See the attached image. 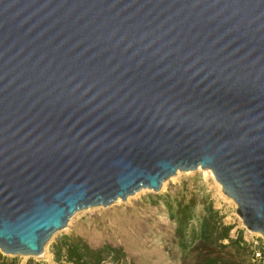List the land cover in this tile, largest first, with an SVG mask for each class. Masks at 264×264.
<instances>
[{"label": "water", "instance_id": "95a60500", "mask_svg": "<svg viewBox=\"0 0 264 264\" xmlns=\"http://www.w3.org/2000/svg\"><path fill=\"white\" fill-rule=\"evenodd\" d=\"M209 169L264 238V0H0V252Z\"/></svg>", "mask_w": 264, "mask_h": 264}, {"label": "rangeland", "instance_id": "374dc122", "mask_svg": "<svg viewBox=\"0 0 264 264\" xmlns=\"http://www.w3.org/2000/svg\"><path fill=\"white\" fill-rule=\"evenodd\" d=\"M183 196L195 198V217L200 216L202 203L209 200L218 209L223 222L232 224L230 235L241 229L247 248L240 252V257L245 263L251 262L248 239L260 234L244 227L235 213L234 201L221 191L211 171L197 167L176 171L164 179L157 190L140 187L124 199L116 198L106 205L76 210L51 234L38 255L16 254L17 264H25L28 258L40 264L53 263L49 243L61 233L79 234L91 245L119 244L133 264H183L173 234L174 221L167 214L163 201ZM104 264L115 263L106 260Z\"/></svg>", "mask_w": 264, "mask_h": 264}, {"label": "trees", "instance_id": "16d2710c", "mask_svg": "<svg viewBox=\"0 0 264 264\" xmlns=\"http://www.w3.org/2000/svg\"><path fill=\"white\" fill-rule=\"evenodd\" d=\"M167 214L174 221L173 234L183 264H252L245 263L240 252L247 248L241 229L230 235L231 223H225L212 202L202 203L200 216L195 217V198L164 199ZM195 219V220H194ZM193 220L195 222H193ZM53 263L46 264H133L119 244L102 242L91 245L76 233H61L49 243ZM0 264H17L15 255L0 252ZM25 264H40L28 258Z\"/></svg>", "mask_w": 264, "mask_h": 264}, {"label": "built area", "instance_id": "2783aa9c", "mask_svg": "<svg viewBox=\"0 0 264 264\" xmlns=\"http://www.w3.org/2000/svg\"><path fill=\"white\" fill-rule=\"evenodd\" d=\"M257 235H252L248 239L251 262L252 264H264V238Z\"/></svg>", "mask_w": 264, "mask_h": 264}]
</instances>
